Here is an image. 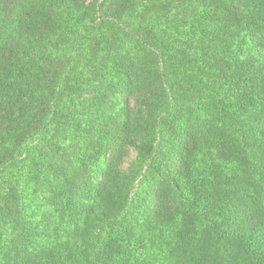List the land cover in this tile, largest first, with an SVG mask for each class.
Instances as JSON below:
<instances>
[{
    "label": "trees",
    "instance_id": "trees-1",
    "mask_svg": "<svg viewBox=\"0 0 264 264\" xmlns=\"http://www.w3.org/2000/svg\"><path fill=\"white\" fill-rule=\"evenodd\" d=\"M0 264H264V0H0Z\"/></svg>",
    "mask_w": 264,
    "mask_h": 264
}]
</instances>
